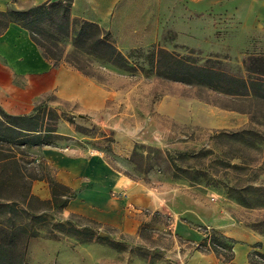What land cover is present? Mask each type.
Listing matches in <instances>:
<instances>
[{
    "label": "rangeland",
    "instance_id": "obj_1",
    "mask_svg": "<svg viewBox=\"0 0 264 264\" xmlns=\"http://www.w3.org/2000/svg\"><path fill=\"white\" fill-rule=\"evenodd\" d=\"M255 1L122 0L113 16L99 22L70 9L69 34L57 44L62 49L57 64L75 70L73 64L83 65L88 74H82L101 86V94L93 106L53 96L45 101L58 116L61 138L53 144L90 156L64 165L79 175L108 170L129 181L111 180V196L120 198L114 201L113 221L70 212L67 205L42 212L18 205L16 212L0 214L13 226L27 224L36 232L18 237L28 264H185L202 238L196 242L178 234L182 226L177 222L176 229L174 222L179 219L193 229L215 231L232 251L244 242L227 236V225L241 224L264 239V101L250 92L232 95L158 76L148 71L147 57L160 47L198 65L246 77L244 60L264 55V29L248 20ZM32 6L25 3L18 10ZM6 19L0 15L1 23ZM64 21L49 9L33 25L40 29L36 36L57 35ZM85 21L98 25L95 36L108 31L114 47L139 68H121L87 44L75 43L74 32ZM12 22L21 26L23 20ZM26 150L40 164L37 173L53 179L55 169L39 147ZM70 188L74 198L83 187ZM38 213L42 220L35 218ZM251 261L264 264L255 254Z\"/></svg>",
    "mask_w": 264,
    "mask_h": 264
},
{
    "label": "trees",
    "instance_id": "obj_2",
    "mask_svg": "<svg viewBox=\"0 0 264 264\" xmlns=\"http://www.w3.org/2000/svg\"><path fill=\"white\" fill-rule=\"evenodd\" d=\"M71 5L72 0H47L27 10L0 11V15L9 17L2 23L0 21V30L13 19L23 20L21 26L29 32L32 40L42 49L44 56L57 65L62 52L57 44L62 37L69 34L68 21ZM49 9H54L64 18L63 25H60L62 29L57 35L38 37L36 34L40 33L38 31L40 29L36 31L33 25L41 21L42 15L48 13ZM32 13L41 14L28 19ZM88 28H94V32L88 31ZM96 30H99L97 24L85 21L74 32L73 41L87 44L93 53H97L106 62L132 71L139 68V65H130L114 47L108 39V31L95 36ZM147 57L151 62L148 71L158 76L183 83L205 85L232 95L250 92L264 101V55L248 56L244 60L246 77L228 74L212 65H198L160 47L151 49ZM73 65L81 73L88 74L83 65L78 63ZM57 119V113L49 108L45 101L36 104L32 112L26 115H10L0 109V214L16 212L18 205L41 212L59 209L65 207L73 197L70 187L47 175L38 174L39 163H36L26 150L29 147L54 145L53 143L61 138L55 126ZM260 139L264 140V136ZM183 155H191V152H184ZM43 179L49 185L51 194L49 199H39L30 193L32 182ZM33 202L37 206L34 207ZM153 215H159V213L155 212ZM35 218L42 220V213L36 214ZM197 229L204 233V237L197 244L199 249L206 246L224 261L232 259V246L228 244V240L215 231H208L205 227ZM21 233H25L26 238L36 235V232L27 224L13 226L9 218L0 217V264H28L24 260L25 245L22 249L18 245V237Z\"/></svg>",
    "mask_w": 264,
    "mask_h": 264
},
{
    "label": "crops",
    "instance_id": "obj_3",
    "mask_svg": "<svg viewBox=\"0 0 264 264\" xmlns=\"http://www.w3.org/2000/svg\"><path fill=\"white\" fill-rule=\"evenodd\" d=\"M45 1L47 0H0V11L11 8L18 10L25 3L37 5ZM119 2L122 3V0H72L71 8L73 15L99 22V19L113 16V7ZM109 6L112 10L108 9ZM248 20L264 29V0L255 1ZM100 90L101 86L74 68L66 64L54 65L44 56L29 32L19 24L8 22L0 30V109L3 112L10 115H26L32 112L36 104L48 100L51 96L59 100L75 102L82 107L93 106L99 98L98 95L101 94ZM37 147L41 156L54 167L55 181L61 184L65 181L68 187H83L68 201L67 208L70 212L113 221L114 201L120 198L111 196L110 189L113 188L111 180L119 179L121 184L127 185L129 179L121 175L117 178L115 173H110L108 170L104 171L105 175L96 174L93 170L79 175L76 170L65 168L64 165L67 162L72 163L75 157L84 155H73L54 145L31 148ZM262 154L264 160V144ZM30 193L40 199L51 197L49 185L44 179L34 180ZM122 207L123 205L118 211L122 210ZM177 222L182 226L181 229H177ZM174 225L178 234L189 239L204 237L203 231L193 229L183 220L175 221ZM224 232L227 236L244 242L235 245L231 260L224 261L210 250L194 248L188 254L185 264H252L253 254L264 258V239L259 233L241 224L227 225ZM36 243L33 242V245Z\"/></svg>",
    "mask_w": 264,
    "mask_h": 264
}]
</instances>
